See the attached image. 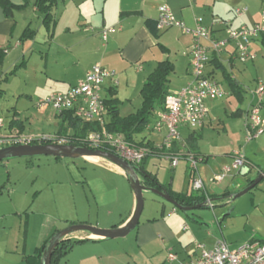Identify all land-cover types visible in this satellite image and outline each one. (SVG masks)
Wrapping results in <instances>:
<instances>
[{
	"label": "rangeland",
	"instance_id": "rangeland-1",
	"mask_svg": "<svg viewBox=\"0 0 264 264\" xmlns=\"http://www.w3.org/2000/svg\"><path fill=\"white\" fill-rule=\"evenodd\" d=\"M94 3L57 0L54 11L57 22L53 37L42 24V15L32 12L31 8L26 10V19L37 32L35 37L26 40L19 50V53L23 52L25 64L19 65L14 74L7 75L5 80L0 81V89L3 91L0 95V118L4 125L15 110L24 122V133L27 135L53 134L58 130L60 121L55 116L53 107L47 103L38 106V102L41 98L59 91L53 87L57 82L53 80L52 74L62 72L66 64L69 66V58L61 47L65 41L64 21L71 20L69 9H75V4H79L82 9L85 5L92 6ZM261 51V54H264L262 48ZM71 53L74 54L75 50ZM68 55L70 56V53ZM20 60L21 58L18 59L19 62ZM7 64L2 68L4 73ZM53 65H56V72H52ZM249 68L251 70V65ZM250 73L254 74V71ZM170 77L172 78L173 74ZM216 78L219 79L218 73ZM249 82L250 80L245 84ZM222 87L226 89L224 85ZM250 95L247 91L241 104L235 102L233 97L228 100L227 97L214 99L212 104L216 110L212 109L204 126L194 128L201 131V137L197 140L198 150L213 162L212 165H207L206 162L197 160L195 171L202 178L204 188L209 193L218 194L223 190V185L219 187L209 181L215 174L220 173L224 166L215 169L221 165L218 159L214 160L218 158L215 156L227 155L226 152L233 151L245 153L247 145L255 141H245L242 126ZM238 107L242 109L243 114L238 117L230 116V112ZM135 108L129 104L120 106L122 114L132 112ZM138 135L160 142L155 130L144 128ZM183 152L184 155L179 156L174 167L170 165L168 156L153 154L147 155L142 165L156 174L161 184L171 185L177 190L190 191L193 189L189 176V154ZM86 159L89 158L36 155L11 157L0 161V264H14L16 261L23 264V247H26V252L31 251L32 242H38L46 223L48 225L56 222V226H62V220L67 218L100 227L98 222L108 208L121 203L124 191L120 185L121 178L110 172L115 169L113 164L100 159H95L100 161L99 163L91 164ZM231 163L232 157L227 165ZM123 179L127 191H131L126 177ZM224 179L223 184L228 183L231 194L237 193L247 185L245 175L239 170H232ZM161 204L168 208L164 214L167 217L171 203L151 191H144L139 223L160 216ZM177 213L183 220L181 226H200L198 231L192 234L194 237L189 228L183 230L180 226L182 234L188 235L190 239L192 237V242L187 246L189 249H193L195 242H201L206 248H211L209 242L213 239H224L231 249L249 241L264 240V179L233 200H214L212 206L193 209L188 211L187 215L178 210ZM196 220L200 222H195ZM135 231L134 228L122 238L84 240L75 244L66 258L61 259L58 264H182L185 253L183 240L165 247H159L155 242L141 245L135 242ZM76 233L82 236L80 239L87 238L85 231ZM169 252L177 254V260H168L166 257Z\"/></svg>",
	"mask_w": 264,
	"mask_h": 264
},
{
	"label": "crops",
	"instance_id": "crops-1",
	"mask_svg": "<svg viewBox=\"0 0 264 264\" xmlns=\"http://www.w3.org/2000/svg\"><path fill=\"white\" fill-rule=\"evenodd\" d=\"M79 1H81L82 4H88V2L95 3L92 6L85 5L82 9L79 4H75V9H69L71 20L64 21L63 34L65 36V41L61 44V47L66 52L70 63L69 66L68 64L64 66L62 69L63 71L61 70L62 72L52 74L53 80L57 82L53 87L59 91H66L74 85L78 79L82 78L94 63L99 62L103 67L115 71L114 77H106L102 82L100 95L104 99L115 92L114 96L119 100L118 110L121 116L129 115L141 106L140 89L147 76L153 71L159 61L168 59L173 63L174 68L170 73V75L173 74V77L171 78L169 75L168 92L180 89L186 84L189 78L192 37L188 34H184L181 29L176 26L157 30L155 35L146 25L148 20L156 21L158 17V7L161 4H167L173 15L188 27H193L196 18H200V23L206 26L216 38H224L226 35L221 20H228L231 28H238L242 25L251 27L260 20L261 12L264 10V0ZM8 2L13 6L8 14H6L5 10L0 5V49L4 51V56L0 63V81L5 80L7 75L14 74L19 65L22 66L25 64L23 52L19 53V50L23 47L26 40L33 39L36 35V29L31 28L30 23L26 19L28 18L26 10L31 8L32 12H39V14L42 15L41 22L43 26L51 32V37L54 35V27L57 22L54 12L57 0L51 9L54 19L53 21L50 20L47 23V26H45V23L43 22L44 14L37 9L35 0H8ZM239 7H245L246 10L241 15H236L234 10ZM106 27H111L112 31L107 34L105 41L102 42L101 31ZM262 36L263 35L259 34L253 37L250 41L249 50L255 53V58L253 60L240 62L235 56V51L231 43H227L225 49L219 55L214 56L210 54V59L206 64L205 70L226 92L222 97H227V100L229 97H233L235 102L241 104L246 98L247 91L254 88L259 81H264V54H261V48L264 52ZM203 43L206 44L205 41H203ZM72 50H75L74 54L71 53ZM69 53L70 56L68 55ZM20 58L21 60L19 62L18 59ZM10 60L12 62H8ZM5 64L8 66L4 73L2 68ZM249 65H251V70H249ZM55 66L56 65L52 66V72L57 71ZM252 71H254V74L250 73ZM217 73L219 74V79L216 78ZM226 74H229L235 83L242 86L244 90L242 100H238L237 96L231 93ZM249 80L252 82L245 84V82ZM222 85H224L226 89L223 88ZM2 92V89H0V95ZM214 99H207L205 101L208 111L205 118L206 121L212 113V109L216 108L215 105L212 104ZM250 103L251 99L247 102L244 113L247 111ZM124 104H129V106L136 108L132 112L122 114L120 106ZM57 112L58 111L55 110V116L60 121ZM260 113L264 116V96L260 103ZM242 114L243 111L239 107L230 112V116L232 117H238ZM18 116V112L14 110L7 124L4 125L3 122L0 129L2 134L24 133V122ZM13 121L17 122V124L13 123ZM206 121H204L202 126H204ZM186 126L183 124L178 128L180 140L173 143L172 146L174 147V152L184 155L182 153L185 151L188 154L190 153L195 156H201V162H206L207 165H212L213 162L209 161L207 156L203 155L197 147V140L201 137V131ZM242 126L245 131L244 122L242 123ZM146 128L151 129L149 125ZM2 130H4V132ZM56 132L57 130L53 132V134ZM157 135L159 139H161L162 133L157 132ZM143 137V141L145 142H157L154 138H149L147 136ZM225 154L227 155L215 156L218 158H214V160L218 159L221 163V165L215 169L218 170L222 165H227L230 161L232 152H226ZM244 154L251 164V166L243 167L249 168L248 172L245 174V179L248 183L249 179H253V177L256 176L260 168L264 169V164L262 165V163H264V132L255 138V141L247 145ZM223 156H228L229 158ZM88 158L89 159L86 160L91 164H97L100 162L95 160L98 158ZM142 164L143 163L141 162L136 166H140L139 168L143 170L144 173L148 172L153 174ZM114 167V170L109 171L121 178L120 185L124 191V199L120 204L117 203L118 205H115L113 208H108L102 218L103 220L101 219V221L98 222V225L101 228L122 225L130 217L134 208L135 200L133 192L132 190L127 191L126 183L123 181L125 180L123 179L125 175L118 167ZM210 167L212 168V166ZM154 175L156 176V174ZM139 176L142 180L143 175L140 174ZM224 180L225 179L217 184L219 187L223 185L221 193H209L206 190L207 194L210 196L209 199L213 202L214 200H220L219 197L225 192H229V194L232 193L228 190V183L223 184ZM163 186L165 185L163 184ZM165 187L177 192L193 191L177 190L172 188L171 185ZM171 205L172 207L168 210L167 217H165L164 214L168 208L165 204H161L160 216L148 218L142 223H138L135 227V242L141 245H149L155 242L159 247H165L169 246V244H174L175 241L182 242L183 240L185 253L182 259L186 260L194 256L191 253L192 249H189L187 246L192 242L191 239L194 237L192 234L198 231L200 226L198 227V224H196L197 227L195 225L191 227L185 225L186 228L183 229L184 225L181 226L183 220L180 214L177 213V210L186 215L188 213L178 209L173 204ZM195 222L200 221L196 220ZM74 223L86 222L66 218L62 220V226H56V222L43 225V230L39 235L38 242H32L30 247L31 251L26 252V247H23L21 262L26 264L25 257L33 254L35 249L39 247L44 239L49 236L51 237L56 231ZM180 226L183 230H188L189 228L192 235L191 239L188 235L180 232ZM86 236L87 238H91L87 232ZM80 237L82 236H79L76 232L66 236V238L72 239H80ZM92 238L98 240L101 239L97 237ZM214 241V239L210 241L209 246H213L216 242ZM14 264H20V262L16 261Z\"/></svg>",
	"mask_w": 264,
	"mask_h": 264
},
{
	"label": "built area",
	"instance_id": "built-area-1",
	"mask_svg": "<svg viewBox=\"0 0 264 264\" xmlns=\"http://www.w3.org/2000/svg\"><path fill=\"white\" fill-rule=\"evenodd\" d=\"M245 10V7H239L234 12L236 15H241ZM221 24L224 26L226 35L224 38H216L206 26L200 23V18H196L193 27H188L173 15L167 4H161L158 7L157 30L171 26L179 27L184 34L192 37V44L190 47L189 78L186 84L178 90L167 93L163 108L155 111L153 121L149 123L152 130L162 133L160 142L154 143L156 148L171 149L173 143L180 140L178 131L180 125L184 124L192 128L201 127L208 112L205 101L226 94L218 82L205 70L210 54L219 55L225 49L226 44L231 43L235 56L240 62L255 58V53L249 50V45L253 37L264 33V10L261 12L260 20L251 27L242 25L238 28H231L228 20H221ZM111 31V27L102 29L101 34L104 41ZM114 76V70H109L96 62L69 89L54 92L43 99L41 98L38 106L47 103L58 112L68 110L79 119L99 122L100 128L98 130L89 131L85 135L83 142L86 147L109 149L131 164L138 165L150 149L144 145L129 143L122 134L108 131L105 126L106 107L100 90L104 79ZM249 92L251 103L246 111L244 121L246 142L257 138L264 132V116L260 113V103L264 96V81H259ZM2 125L3 121L0 118V128ZM49 140H52L51 143H67L65 138H57L54 134L27 135L25 133L2 134L0 132V147L38 144ZM162 155L168 156L170 165L174 167L181 154L171 152ZM187 156L190 160L192 189L199 192L206 191L202 178L195 172L197 160L201 161L202 157L199 158L190 153ZM248 165L249 161L244 152L233 151L231 165H224L220 173L215 174L209 181L218 184L232 170L240 171ZM207 205L212 206L211 200L207 199ZM185 228L184 225L183 229ZM191 253L194 256L183 260L182 264H264V242L255 240L246 242L236 249H231L224 239L216 240L211 248H206L201 242H195ZM167 258L175 260L177 255L169 252Z\"/></svg>",
	"mask_w": 264,
	"mask_h": 264
},
{
	"label": "trees",
	"instance_id": "trees-1",
	"mask_svg": "<svg viewBox=\"0 0 264 264\" xmlns=\"http://www.w3.org/2000/svg\"><path fill=\"white\" fill-rule=\"evenodd\" d=\"M56 0H35V5L37 9L44 14L43 22L45 26L51 20L53 21L54 16L51 12L52 7L55 5ZM0 5L5 10L6 14L11 11L12 5L8 2V0H0ZM149 30L156 35V21L148 20L146 22ZM262 42L264 44V33H262ZM4 51L0 49V63L3 59ZM216 56V55H214ZM173 63L168 60L159 61L153 71L147 76L144 81L141 89V106L133 113L121 116L118 110L119 100L114 96L113 92L109 97L104 98V104L106 107V122L105 126L108 131L120 133L124 136V138L131 144L134 145H144L150 149V151L145 155L144 159L147 155H162L165 153L174 152V147L171 149H158L154 146L153 142L143 141V136H139L138 134L146 128L149 123L153 121L154 113L157 109L163 108V103L165 96L168 93V81L169 75L173 71ZM226 79L231 89V93L237 96L238 100H242V94L244 92L242 86L235 83V81L226 74ZM58 113V117L60 118L59 127L57 132L54 134L57 138H65L68 144H73L77 146H84L86 144L83 142L85 135L89 131L98 130L100 128V124L97 121H85L75 117L71 111L63 110ZM13 123L17 124V122ZM52 142V140L45 141ZM106 151L111 152L109 149H105ZM143 159V160H144ZM142 160V163H143ZM248 166H251L249 163ZM140 167V166H139ZM191 176V173L189 174ZM142 183L149 186H156L157 179L154 174L145 172L143 175ZM250 180L248 183H250ZM165 187V186H164ZM166 188V187H165ZM166 191L169 193L171 198L176 200L181 205H195L198 203H203L204 206L207 205V199L210 196L206 191H190V192H177L172 191L168 187ZM229 195V192H225L222 194V198L220 200H225L226 196ZM213 204V201L211 200ZM50 236L42 241V243L35 249V252L31 255H27L25 257L26 264H39L41 254L47 244ZM84 240H94L92 238H83V239H72V238H64L62 239L58 245L55 247L50 264H58L61 259H65L68 253L72 250L75 244L80 243ZM260 242H264V240H259Z\"/></svg>",
	"mask_w": 264,
	"mask_h": 264
},
{
	"label": "water",
	"instance_id": "water-1",
	"mask_svg": "<svg viewBox=\"0 0 264 264\" xmlns=\"http://www.w3.org/2000/svg\"><path fill=\"white\" fill-rule=\"evenodd\" d=\"M36 155H50L58 158H88L94 157L101 160H105L114 166L118 167L125 175L129 186L133 192L134 196V208L130 217L122 224L116 227L101 228L95 225L85 224V223H74L68 225L58 231H56L48 239L47 244L41 254L39 264H50L52 253L58 243L64 239L69 234L76 231H85L89 233L92 237L105 238V239H115L122 238L131 232L139 223V217L143 208V192L148 190L156 195L160 196L164 200L170 202L178 209L188 212L196 208L205 207L203 203H198L195 205H181L176 200L171 198L166 188L157 179L156 186H149L142 183L140 179V174L144 175L143 170L138 166L131 164L125 159L117 156L116 154L103 150V149H90L84 146H77L68 143H38V144H19V145H7L0 147V161L3 159L11 157H21V156H36ZM249 168H243L241 170L242 174H246ZM262 179H264V169L260 168L256 176L250 183L240 191L234 194H229L226 199L231 198L232 200L238 196L244 194L251 188L255 187ZM219 197V199H221ZM211 200V199H209ZM208 207V206H206ZM223 217V216H222ZM219 219V221L222 219Z\"/></svg>",
	"mask_w": 264,
	"mask_h": 264
}]
</instances>
